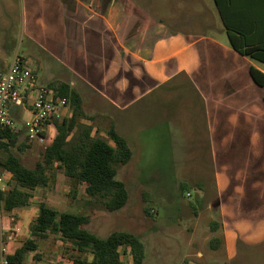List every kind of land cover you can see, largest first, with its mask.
Returning a JSON list of instances; mask_svg holds the SVG:
<instances>
[{"label": "crops", "instance_id": "1", "mask_svg": "<svg viewBox=\"0 0 264 264\" xmlns=\"http://www.w3.org/2000/svg\"><path fill=\"white\" fill-rule=\"evenodd\" d=\"M169 1L163 10L156 0H0V72L19 57L41 85H68L81 97V124L105 139L114 127L134 142L139 163L144 155L185 157L200 123L221 149L241 134L264 140V86L251 75H264V21L248 32L247 44L235 39L243 55L214 0ZM17 12L20 39L8 19ZM23 111L12 107L11 116L21 121ZM72 114L67 106L59 120ZM222 230L216 245L228 248Z\"/></svg>", "mask_w": 264, "mask_h": 264}, {"label": "rangeland", "instance_id": "2", "mask_svg": "<svg viewBox=\"0 0 264 264\" xmlns=\"http://www.w3.org/2000/svg\"><path fill=\"white\" fill-rule=\"evenodd\" d=\"M156 2L163 10L171 4L167 0ZM17 13L8 19L10 32L20 39L16 34L21 27ZM99 113H104L102 106ZM22 115L19 125L31 118L26 111ZM205 127L199 124L185 157L144 155L139 163L136 145L128 139L134 155L127 165L118 167V177L126 185L129 201L120 212L108 214L86 194L83 184L62 174L48 188L33 193L32 207L7 213L0 206V237L7 253L31 238L30 226L43 201L59 212L90 216L86 228L99 238L114 232L136 235L145 248L143 264H264V140L241 134L229 148L221 149L217 141L213 144ZM129 132L134 139L136 131ZM51 133L27 142L29 148L18 152L26 167L33 168L42 159L53 140ZM153 134L152 130L147 133ZM21 142L19 139L18 144ZM183 158L187 164H178ZM8 182V174L0 170V189L8 190ZM146 207L152 215L146 216ZM223 225L229 246L214 247V240L222 239ZM36 240L39 250L29 253L24 264H72L68 257L77 254L58 235ZM85 258L92 260L90 255ZM124 261H128L126 255Z\"/></svg>", "mask_w": 264, "mask_h": 264}, {"label": "trees", "instance_id": "3", "mask_svg": "<svg viewBox=\"0 0 264 264\" xmlns=\"http://www.w3.org/2000/svg\"><path fill=\"white\" fill-rule=\"evenodd\" d=\"M219 9L231 44L241 54L235 39L247 44L248 32L264 21V0H214ZM248 24L251 29H248ZM255 27V28H254ZM255 82L264 86V75L252 69ZM57 94L67 100L72 109L70 118L52 119L56 129L49 144L33 168L24 165L18 152L29 148L26 141L19 143V135L5 132L0 142V170L11 175L8 190H0L2 209L11 213L30 205L32 191L48 188L62 174L85 186L86 194L98 201L108 214L123 210L129 201V193L123 181L119 180V166L127 165L133 158V151L127 140L114 127L107 133V139L92 136V127L81 124L84 117L80 95L66 84L51 86ZM43 137H46L44 134ZM110 141L114 144L111 145ZM146 216L152 215L149 207ZM90 216L59 212L45 202L39 204V212L32 222L31 238H28L13 253L6 255L8 264H24L27 255L38 250L37 238L58 235L71 244L77 254L69 255L73 264H143L145 248L142 241L128 232H114L102 239L86 227ZM218 243L217 239L214 240ZM86 255L92 256L88 262ZM126 255L128 261H123Z\"/></svg>", "mask_w": 264, "mask_h": 264}, {"label": "built area", "instance_id": "4", "mask_svg": "<svg viewBox=\"0 0 264 264\" xmlns=\"http://www.w3.org/2000/svg\"><path fill=\"white\" fill-rule=\"evenodd\" d=\"M12 107L24 109L31 118L20 121L11 116ZM67 107V100L55 90L38 82L37 75L16 57L6 72H0V142L3 134L10 132L28 143L46 136L52 119H60V111ZM1 263L6 261V248L0 244ZM124 261V256H123ZM125 262V261H124Z\"/></svg>", "mask_w": 264, "mask_h": 264}]
</instances>
